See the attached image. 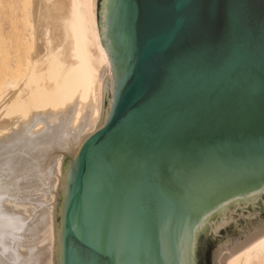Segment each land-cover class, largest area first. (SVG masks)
<instances>
[{"label": "water", "instance_id": "water-1", "mask_svg": "<svg viewBox=\"0 0 264 264\" xmlns=\"http://www.w3.org/2000/svg\"><path fill=\"white\" fill-rule=\"evenodd\" d=\"M110 75L0 141V264H226L264 234V0H96Z\"/></svg>", "mask_w": 264, "mask_h": 264}, {"label": "bare ground", "instance_id": "bare-ground-1", "mask_svg": "<svg viewBox=\"0 0 264 264\" xmlns=\"http://www.w3.org/2000/svg\"><path fill=\"white\" fill-rule=\"evenodd\" d=\"M23 9L20 4L6 7L0 24L9 57H18L23 48ZM27 17L31 45L25 67L20 77H5L0 91V141L38 115L57 116L71 107L67 131L82 135L74 156L97 125L102 82L110 75L98 32L96 0H32ZM225 261L264 264V234Z\"/></svg>", "mask_w": 264, "mask_h": 264}, {"label": "rangeland", "instance_id": "rangeland-1", "mask_svg": "<svg viewBox=\"0 0 264 264\" xmlns=\"http://www.w3.org/2000/svg\"><path fill=\"white\" fill-rule=\"evenodd\" d=\"M29 1V2H28ZM0 0V24L4 21V15L6 7L14 6L16 4H20L24 6L22 11L23 15L20 20V24L22 26V41H23V48L20 51L18 57H9L7 55V51L3 47V39L0 36V91L4 88L5 77L10 76V78H17L20 77V73H22L23 68L25 67V58L28 55L31 41L29 36V21L27 17V8L32 4V0ZM27 2V3H26ZM22 3V4H21ZM6 57V58H5ZM8 60L11 61L8 63ZM4 62V63H2ZM6 80V79H5ZM227 263V262H226Z\"/></svg>", "mask_w": 264, "mask_h": 264}]
</instances>
